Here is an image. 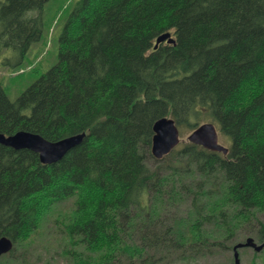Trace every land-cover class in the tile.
I'll use <instances>...</instances> for the list:
<instances>
[{"label":"trees","instance_id":"1","mask_svg":"<svg viewBox=\"0 0 264 264\" xmlns=\"http://www.w3.org/2000/svg\"><path fill=\"white\" fill-rule=\"evenodd\" d=\"M46 1L0 0V54L10 66H22L41 39ZM65 8L50 68L14 100L0 80V133L84 136L50 164L0 143V237L13 242L0 259L34 264L25 244L68 198L73 209L56 223L77 264H159L166 250L197 261L232 249L251 226L264 241L255 216L264 210V0H69ZM166 32L175 42L154 47ZM163 116L180 132L213 122L228 152L185 141L155 159L152 125Z\"/></svg>","mask_w":264,"mask_h":264},{"label":"rangeland","instance_id":"2","mask_svg":"<svg viewBox=\"0 0 264 264\" xmlns=\"http://www.w3.org/2000/svg\"><path fill=\"white\" fill-rule=\"evenodd\" d=\"M49 0L44 5V16L46 25L43 29V34L40 40L34 42L27 50L26 58L22 66L12 67L2 57L7 56V52L0 54V80L4 86L6 93L10 100H14L18 94L28 86L33 79L43 73L56 61L57 50H58V36L62 30L63 23L65 21L66 13L65 6L68 5L69 0ZM58 6V7H57ZM57 7V10H56ZM65 8V9H64ZM56 15V16H55ZM2 52V51H1ZM4 54V56H3ZM3 59V62L1 60ZM218 130V142L226 147L230 146V140L227 136L222 134ZM190 131L183 130L180 132V143L188 141V135ZM151 166L154 165L153 161L149 162ZM74 203L72 198H68L61 202H58L53 207L52 213L48 216V219L43 222V229L27 241L25 244L28 250V260L34 264H77L73 261L70 253H66L65 250L70 248L66 244L69 242L65 241L62 233H60V225L56 223V220L63 218L68 212L73 209ZM178 206L176 205L175 208ZM180 207V206H179ZM178 207V208H179ZM181 208V207H180ZM179 208V209H180ZM184 208V205L182 209ZM173 209V208H172ZM255 216L264 223V210H257ZM60 225V226H59ZM62 232V231H61ZM253 232V233H251ZM137 236V234H136ZM252 237L256 243H259L255 236V227L251 226L244 227L238 233L233 243L242 242L246 237ZM133 239H127L130 243ZM30 242V243H28ZM231 244L227 242V244ZM22 247L21 249H23ZM165 262L159 264H233L234 258L232 257L231 245L225 249H215L212 255L205 258H200L197 261H180L177 259L176 252L171 251L167 253ZM239 252V263L238 264H264V247L255 251L251 247H241ZM159 255L158 253L156 254ZM5 256L0 259L2 264L6 261L9 262ZM168 259V260H167ZM167 260V261H166ZM12 264V263H11ZM13 264H21L15 262ZM110 264H120V262L113 261Z\"/></svg>","mask_w":264,"mask_h":264},{"label":"water","instance_id":"3","mask_svg":"<svg viewBox=\"0 0 264 264\" xmlns=\"http://www.w3.org/2000/svg\"><path fill=\"white\" fill-rule=\"evenodd\" d=\"M174 43L175 40L169 32L162 33L155 39L154 47L160 42ZM153 136L151 140L150 152L155 159H161L172 151L180 141L179 129L173 118L163 116L154 121L152 125ZM84 133H79L64 137L57 141H49L41 135L27 130H18L13 134L5 135L0 133V143L13 149H28L38 154V159L42 164L56 162L75 145L79 144ZM188 141L198 144L205 149L226 154L228 148L218 142V132L212 122H204L198 125L188 135ZM13 246L11 238L0 237V256L8 253ZM241 247H252L259 251L264 247V241L257 244L252 237H246L243 242L233 245L234 264L239 263L238 249Z\"/></svg>","mask_w":264,"mask_h":264},{"label":"bare ground","instance_id":"4","mask_svg":"<svg viewBox=\"0 0 264 264\" xmlns=\"http://www.w3.org/2000/svg\"><path fill=\"white\" fill-rule=\"evenodd\" d=\"M19 62V61H18Z\"/></svg>","mask_w":264,"mask_h":264}]
</instances>
